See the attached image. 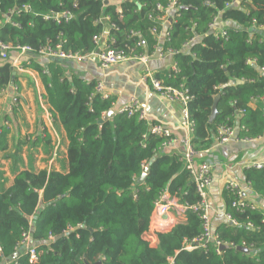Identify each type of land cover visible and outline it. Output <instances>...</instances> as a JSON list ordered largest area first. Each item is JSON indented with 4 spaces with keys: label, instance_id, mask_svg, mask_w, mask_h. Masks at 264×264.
Here are the masks:
<instances>
[{
    "label": "trees",
    "instance_id": "trees-1",
    "mask_svg": "<svg viewBox=\"0 0 264 264\" xmlns=\"http://www.w3.org/2000/svg\"><path fill=\"white\" fill-rule=\"evenodd\" d=\"M176 0L169 14L162 53L175 52L177 71L157 74L164 85L181 87L189 99L190 144L204 151L221 127L236 137L255 139L264 133V0ZM0 0V41L29 46L30 68L42 79L54 122L66 132V172L21 170L7 189L0 188V262L4 264H264V213L224 189L228 222L216 227L203 246L201 200L192 174L179 153L168 151V139L151 133L154 121L137 112L111 110L116 98L95 90L99 80L66 73L67 63L44 61L40 47L94 52L93 37L112 39V48L136 56L152 53L167 0ZM67 11L74 17L57 19ZM108 16L105 23L98 20ZM215 18L225 35L215 34ZM232 23V26H229ZM113 24L114 27H110ZM219 23L215 24L217 27ZM107 29V33L105 30ZM14 50V49H13ZM254 63L255 66L252 64ZM24 66V65H23ZM11 63L0 58V91L12 79ZM215 117L209 121L214 98ZM7 117L0 115V151L7 148ZM147 166V167H146ZM145 171L143 182L138 178ZM249 187L264 198V167L244 169ZM162 193L186 209L184 219L157 233L152 246L144 237ZM35 245L29 261L23 234ZM57 237V238H55ZM237 246L249 249L247 253ZM16 253V257L11 256Z\"/></svg>",
    "mask_w": 264,
    "mask_h": 264
},
{
    "label": "crops",
    "instance_id": "crops-1",
    "mask_svg": "<svg viewBox=\"0 0 264 264\" xmlns=\"http://www.w3.org/2000/svg\"><path fill=\"white\" fill-rule=\"evenodd\" d=\"M169 24L168 21L161 24L163 27L156 36L157 44L145 62L130 59L105 70L97 66L95 59L63 62L68 64V75L101 81L104 91L116 98L111 108L114 113L120 111L131 97L136 98L149 121L161 123L171 131L174 141L167 150L180 154L188 144L190 134L180 124L179 103L153 91L147 80L149 74L154 77L157 74L167 76L169 72L177 71L173 56L175 52L166 51L163 54L161 51V42ZM33 57L31 53L11 50L4 59L11 63L15 72L14 81L0 91V115L7 117L9 128L7 148L0 151V188L4 189L11 186L15 174L21 170H68L66 132L60 123L54 122L50 107L42 98L45 93L42 79L37 71L29 67ZM58 60L61 62V59ZM208 154L214 155L211 181L206 189L211 232L214 233L218 225L230 221L225 213L224 198V189L228 186L240 193L242 201L264 213V198L249 187L244 174V169L255 163L264 165V133L255 139H230L221 145L196 151L195 164L206 159ZM156 218L151 215L149 229L144 234L152 246L158 243L157 233L168 228H162V220L167 219L163 223L170 225L182 221L184 215L171 211L168 217L159 218L160 222L155 221Z\"/></svg>",
    "mask_w": 264,
    "mask_h": 264
},
{
    "label": "built area",
    "instance_id": "built-area-1",
    "mask_svg": "<svg viewBox=\"0 0 264 264\" xmlns=\"http://www.w3.org/2000/svg\"><path fill=\"white\" fill-rule=\"evenodd\" d=\"M105 1H108V3H109V0H102V3H103L102 5H107V3H105ZM232 1L230 3H227L226 6H229L232 3ZM156 8L159 11H163V15L158 19L159 21H161V24L165 21L171 22V21H169V18H170L169 14L172 11L177 9L176 0H167L166 6H162L161 4H157ZM63 15H65V19H69V18L74 17V15H72L71 13H69L67 11H64L61 14H55L54 16L52 15V17L57 19L59 17H62ZM108 19H109L108 16H102L98 20V22L105 23L108 21ZM217 23H219L218 24L219 27H217L215 25ZM220 24L223 25L222 22H218V18H215L213 20V22L210 24V27L213 28V32L215 34H217V35L220 34V35L224 36L225 31L222 30V28H221L222 25H220ZM109 25H110V27H114L113 24H109ZM162 27L159 30H156V28H153L152 32L157 36L159 34V32L162 30ZM105 32L107 33V29L105 30ZM167 35H168V29L165 31L163 38L165 39V37ZM93 41L96 45V49L100 47V50L95 55V61H96L97 66L102 70L108 69L114 65H117L121 62L130 60V59L140 60L142 62H145L147 60L148 55L152 54V53H150L148 55L136 56L135 54H132L133 50H130L129 53H125L124 51L115 50L111 46L112 45V39H109L106 41L102 35H100L98 37H93ZM156 44H157V42H156ZM13 49L16 51H19L21 53H30L32 51V49L26 45H16L15 47H12L10 44L3 43L2 41H0V58L6 59L8 56V53ZM167 51L174 52L172 50H167ZM37 52L41 58H44L46 60L61 59L63 61H76V62L77 61L78 62L90 61L91 55L94 54V52L81 54L78 52L63 51L61 49L60 44H56L55 47H51L49 45L46 47H42V48L40 47L39 51H37ZM165 53L166 52H164L163 54H165ZM147 80H148V83L151 86L153 91H155L156 93H158L159 95L165 97L166 99H168L170 101L179 103V106H180V124H181L182 128H184L191 135L192 120L190 119L189 114H188V110H187V101H188L189 97L186 94L185 90H183L181 87L177 88V87H172L170 85H164V84H162L161 80L157 79L156 77L152 76L151 74L148 75ZM95 90L97 92H100L102 97L105 98L107 96V93L104 91V87H103V84L101 81L98 82ZM120 111L126 112L127 115H131V114L137 112L139 114L140 118L148 119L145 111L139 106L137 99L134 97H131L130 100L122 107V109ZM150 131H151V133L158 134V135H161L164 137H168V139H166V141L163 143V145L166 148L169 147L172 144V142L174 141L171 131L168 128L164 127L161 123H153L151 125ZM230 139L242 140V139L236 137L234 128L221 127L218 129V132L215 136V143L213 146L221 145L222 143H224ZM180 155H181V160L183 161L185 168H187L190 171V173L192 174V180L195 183L196 190L199 193L200 197L202 198V200H201L202 202H201L200 207H201V218L203 220V233L200 237L193 240L194 245L188 244L186 246V248L189 249V248H193L195 246H203L204 247L205 241H209L211 239H213L219 247L220 242H218L216 240L215 236H212V233L210 230V225H209L210 205L206 201V189L209 186L210 181H211L210 171H211V165L214 163V155L208 154L206 159H204L202 162H200L198 165H196L194 162V157L196 155V151L194 150V148L190 144V139L188 140V144L186 145L184 150L180 153ZM253 167L262 168V167H264V165L261 163H255L253 165ZM142 173L145 174L146 172L143 171ZM237 195L239 196V199H238V201L233 202V206H237V207L245 206L246 202L241 200L239 192H237ZM185 209L186 208L184 206L177 204V202L174 199H171L168 197V195H166L165 193H162L160 195V197L158 198V200L156 201L152 213L156 217H159V216L160 217H164V216L168 217V213L171 211H176L178 214L183 215ZM226 216L230 219V217L228 215H226ZM166 220L167 219H164L163 222ZM230 221L233 224H235V222L233 220L230 219ZM163 222H162V228L163 227L169 228L171 226V225H167ZM168 228H163L161 231H165ZM21 243H24L25 251L29 256V261H32V262L35 261L37 259L36 247L34 245H30V237H29L28 233L23 234V239H22Z\"/></svg>",
    "mask_w": 264,
    "mask_h": 264
},
{
    "label": "water",
    "instance_id": "water-1",
    "mask_svg": "<svg viewBox=\"0 0 264 264\" xmlns=\"http://www.w3.org/2000/svg\"><path fill=\"white\" fill-rule=\"evenodd\" d=\"M105 3H108V1H105ZM169 21H171V18H169ZM223 24H225V23H223ZM100 50V47L99 48H97L95 51H94V54H92L91 55V57H90V59L91 60H94L95 59V55L98 53V51ZM63 61V60H62ZM253 66H255L254 65V63L252 64ZM14 74H15V72H12V79H13V77H14ZM217 96L214 98V102H213V105H212V107H211V113H210V116H209V121H211L214 117H215V115H216V113H217V109H216V101H217ZM115 113H114V111L113 110H109V111H107V113L98 121L99 123H102L104 120H106V119H108V118H110V117H112L113 115H114ZM144 178H145V174L144 173H142V175H140V177L138 178V182H143L144 181ZM166 217V216H165ZM229 222H231V221H229ZM232 223V222H231ZM55 238H57V237H55ZM226 247V245H224V244H220L219 245V250H222L223 248H225ZM236 250H238V251H242V252H245V253H247L248 251H249V249L248 248H246V247H244V246H237L236 247ZM17 255H16V253L15 254H13L12 256H11V259H14L15 257H16ZM9 259H6V260H4V261H2V262H0V264H4L5 262H7ZM100 263V261H97V262H95V263H92V264H99Z\"/></svg>",
    "mask_w": 264,
    "mask_h": 264
},
{
    "label": "rangeland",
    "instance_id": "rangeland-1",
    "mask_svg": "<svg viewBox=\"0 0 264 264\" xmlns=\"http://www.w3.org/2000/svg\"><path fill=\"white\" fill-rule=\"evenodd\" d=\"M152 214H153V213H152ZM159 218L161 219V217L159 216V217L156 218L155 221L160 222L162 219L160 220ZM166 221H167V220H166ZM162 222H163V220H162ZM176 222H177V221H176ZM176 222H174V223H176ZM174 223H173V224H174ZM173 224L171 223L170 225H173Z\"/></svg>",
    "mask_w": 264,
    "mask_h": 264
},
{
    "label": "bare ground",
    "instance_id": "bare-ground-1",
    "mask_svg": "<svg viewBox=\"0 0 264 264\" xmlns=\"http://www.w3.org/2000/svg\"><path fill=\"white\" fill-rule=\"evenodd\" d=\"M118 112H121V111H118Z\"/></svg>",
    "mask_w": 264,
    "mask_h": 264
}]
</instances>
